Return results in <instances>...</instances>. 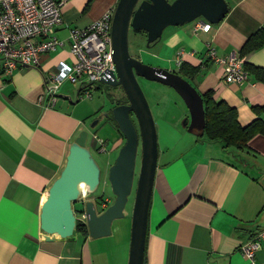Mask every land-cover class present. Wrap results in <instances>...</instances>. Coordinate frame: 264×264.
<instances>
[{"label":"crops","instance_id":"crops-1","mask_svg":"<svg viewBox=\"0 0 264 264\" xmlns=\"http://www.w3.org/2000/svg\"><path fill=\"white\" fill-rule=\"evenodd\" d=\"M63 23L56 36L62 45L42 54L40 65L19 66L12 75L0 67V264H128L133 205L124 220H116L112 234L91 238L76 231L46 234L41 229L42 206L64 169L70 146L87 130L88 147L103 162L102 188L82 201L97 204L99 213L114 202L107 194L110 167L125 138L103 110L104 102L80 99L79 89L59 93L52 104L45 95V79L64 65H73L71 30L88 28L119 0H58ZM229 12L209 33L194 32L200 19L163 32L154 45L167 70L182 63L199 69L189 81L200 94L213 91L238 112L246 127L258 117L253 107L264 106V84L254 77L243 84L224 82L225 69L210 58L239 55L246 41L264 27V0H226ZM147 39V35H145ZM152 47V46H151ZM264 68V47L243 58ZM96 87V86H95ZM94 87V88H95ZM102 116L92 127L91 121ZM185 116V114H184ZM189 114H186L188 117ZM105 130L106 138L98 133ZM158 167L154 179L145 250L146 264H247L240 248L264 231V135L247 148L224 149L180 126L175 118L157 125ZM98 135L103 147L94 139ZM82 201L76 204L82 207ZM264 264V243L256 253Z\"/></svg>","mask_w":264,"mask_h":264},{"label":"water","instance_id":"water-1","mask_svg":"<svg viewBox=\"0 0 264 264\" xmlns=\"http://www.w3.org/2000/svg\"><path fill=\"white\" fill-rule=\"evenodd\" d=\"M227 5L226 0H119L114 10L111 48L116 74L102 83L121 87L127 98L124 104L111 103L114 107L110 110L125 144L108 169L107 183L115 197L113 204L99 213L97 204L100 203L88 201L84 212L91 238L110 236L114 221L125 217L126 205L134 194L128 264H146L145 241L159 155L156 122L139 78L176 91L189 111L184 123L188 132L203 137L206 124L203 99L197 89L174 71L153 67L132 57L129 34L144 32L150 48L161 41L169 27L187 25L197 19L220 24L229 12ZM89 138V131L84 130L71 144L66 165L48 191L41 214V229L46 234L71 236L78 220L74 206L84 195L95 194L102 184L101 167L88 147Z\"/></svg>","mask_w":264,"mask_h":264},{"label":"built area","instance_id":"built-area-1","mask_svg":"<svg viewBox=\"0 0 264 264\" xmlns=\"http://www.w3.org/2000/svg\"><path fill=\"white\" fill-rule=\"evenodd\" d=\"M63 5L58 0H0V67L7 75H12L19 66H39L42 54L62 45L56 32L63 23ZM113 14L106 13L88 28L71 30L73 65L64 64L56 74L45 79V95L52 104L57 102L59 91L67 82L79 87L80 99H91L93 87L116 74L111 48ZM200 20L194 32L209 33L213 25ZM182 55L180 51L176 56L178 68L182 65ZM216 55L215 49L209 47L208 56L225 69V83L249 81L240 55L226 58ZM94 139L103 147L104 141L98 135H94ZM82 203L85 205L86 202ZM76 217L87 225L85 212ZM263 243L264 231L241 246L239 251L247 264H259L256 253Z\"/></svg>","mask_w":264,"mask_h":264},{"label":"trees","instance_id":"trees-1","mask_svg":"<svg viewBox=\"0 0 264 264\" xmlns=\"http://www.w3.org/2000/svg\"><path fill=\"white\" fill-rule=\"evenodd\" d=\"M138 34L146 35L144 32ZM262 47H264V27L260 28L259 31H257L246 41L239 55L243 59L250 53L257 51ZM243 67L250 77L252 76L257 82L264 84V68L254 66L249 63H244ZM198 72L199 69L182 63L181 67L178 68L176 73L186 79V81H189L191 78H194ZM110 88L113 87L104 85L103 83L96 85V89H105L107 97H109L111 103L114 104V106L118 103H127V98L124 96L125 94L120 97H113V94L109 92ZM201 96L204 103V118L206 121L203 138L208 142L218 143L224 149L234 147L239 150L247 148L250 139H252L257 134L264 135V120L262 118L258 117L250 124V126L248 125L243 127L238 122L237 110L234 107L226 104L224 101H216L213 91L205 92L204 94H201ZM253 111L256 113V115L260 116L264 114V106L253 107ZM108 117L110 121H112L117 127L115 121H113L114 118L112 111H110ZM102 201L103 198H100L96 202L101 203ZM84 206V204H82L81 208H77L76 205L74 206L76 216L79 217V215L84 212ZM76 232L86 237L89 234L87 225L80 220H77Z\"/></svg>","mask_w":264,"mask_h":264},{"label":"rangeland","instance_id":"rangeland-1","mask_svg":"<svg viewBox=\"0 0 264 264\" xmlns=\"http://www.w3.org/2000/svg\"><path fill=\"white\" fill-rule=\"evenodd\" d=\"M170 2L174 0H169ZM129 41H130V54L135 59H138L142 61L145 64L151 65L153 67H160L161 69H168V68H176L175 64L172 63H164L161 58H159L158 49L152 45V47L147 48V39L144 34H138L135 32H130L129 34ZM171 71V70H170ZM176 72V71H174ZM144 95L146 96L152 114H153V120L156 122V126L158 127L165 124V121L168 119H177L179 121L180 126L184 129V123H185V117L186 114H189V111L187 107L185 106V103L181 99V97L176 94V91L173 90L170 87L164 86L163 84H158L154 82L146 81L143 78H139V82ZM79 89L78 86L72 84L71 82H67L63 85L59 93L68 92L71 91L72 93H76V91ZM93 92L95 94L96 102H104V108L103 110H108L109 107L112 106L111 101L109 97H107V94L105 93V89H96V87H93ZM109 92L113 94V96L120 97L124 95V91L121 87H114L109 89ZM109 111V110H108ZM185 114V116H184ZM102 116L98 115L96 119L91 121V126L97 123ZM105 130L99 132L98 134L101 137L106 138ZM100 137V139H101ZM94 158L98 161L101 171L103 170V162L102 157L96 153H94ZM138 168H140V158H138ZM137 168V172L139 169ZM103 173V171H102ZM102 188V184L100 186V190ZM107 194L112 195L111 188L107 187ZM133 198L134 194L130 198L129 207L133 205ZM82 200V199H81ZM80 200V201H81ZM125 218V217H124ZM124 218H121L124 220ZM119 219V220H121ZM132 224V220H131ZM132 226V225H131Z\"/></svg>","mask_w":264,"mask_h":264},{"label":"flooded vegetation","instance_id":"flooded-vegetation-1","mask_svg":"<svg viewBox=\"0 0 264 264\" xmlns=\"http://www.w3.org/2000/svg\"><path fill=\"white\" fill-rule=\"evenodd\" d=\"M131 32H133V31H131Z\"/></svg>","mask_w":264,"mask_h":264}]
</instances>
